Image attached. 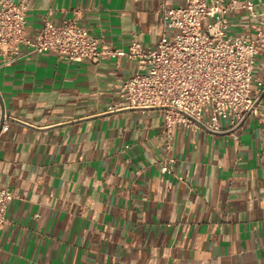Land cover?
Here are the masks:
<instances>
[{
  "label": "crops",
  "instance_id": "1",
  "mask_svg": "<svg viewBox=\"0 0 264 264\" xmlns=\"http://www.w3.org/2000/svg\"><path fill=\"white\" fill-rule=\"evenodd\" d=\"M29 34L75 20L101 47L154 46L160 10L187 0H27ZM264 13V0H253ZM235 34L262 16L237 11ZM0 55V187L15 198L0 264H264V98L235 132L178 127L164 174L165 112L126 108L136 62ZM257 76L264 78V39ZM121 109L109 111L110 106ZM221 124L226 120L221 118ZM182 176L185 180H180Z\"/></svg>",
  "mask_w": 264,
  "mask_h": 264
},
{
  "label": "built area",
  "instance_id": "2",
  "mask_svg": "<svg viewBox=\"0 0 264 264\" xmlns=\"http://www.w3.org/2000/svg\"><path fill=\"white\" fill-rule=\"evenodd\" d=\"M244 9L263 19L254 33L235 34L239 25L235 13ZM160 10L165 29L154 46L133 38L128 49L116 51L101 47L99 38L75 20L59 24L45 19L31 36L28 1L0 0V55L8 65L23 55L44 52L58 53L69 61L99 63L124 55L136 62V70L124 85L125 107L165 112L166 156L160 164L164 174L175 175L178 127L235 132L260 114L264 78L257 76V59L264 39V13H256L253 0H187L177 7L163 2ZM118 109L112 105L109 111ZM9 122L5 116L2 131L9 128ZM14 198L9 187H0V231L9 223Z\"/></svg>",
  "mask_w": 264,
  "mask_h": 264
},
{
  "label": "water",
  "instance_id": "3",
  "mask_svg": "<svg viewBox=\"0 0 264 264\" xmlns=\"http://www.w3.org/2000/svg\"><path fill=\"white\" fill-rule=\"evenodd\" d=\"M4 123V118L2 119V124ZM2 132V125L0 126V134Z\"/></svg>",
  "mask_w": 264,
  "mask_h": 264
}]
</instances>
